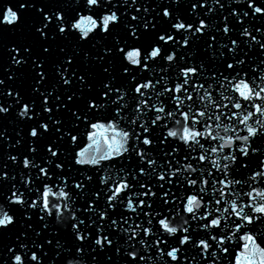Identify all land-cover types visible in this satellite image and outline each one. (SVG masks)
<instances>
[{"label":"snow or ice","instance_id":"1","mask_svg":"<svg viewBox=\"0 0 264 264\" xmlns=\"http://www.w3.org/2000/svg\"><path fill=\"white\" fill-rule=\"evenodd\" d=\"M0 76V264H264V0H9Z\"/></svg>","mask_w":264,"mask_h":264},{"label":"water","instance_id":"2","mask_svg":"<svg viewBox=\"0 0 264 264\" xmlns=\"http://www.w3.org/2000/svg\"><path fill=\"white\" fill-rule=\"evenodd\" d=\"M7 2H9V0H0V6H2L4 3H7ZM153 2H154V0H153ZM0 78H4V77L0 76ZM6 83H7V81H6ZM6 99H7V101H12V97H7ZM4 102H5V98L4 97H0V103H4ZM9 135H11V133H9ZM14 138L15 137H13V139Z\"/></svg>","mask_w":264,"mask_h":264}]
</instances>
